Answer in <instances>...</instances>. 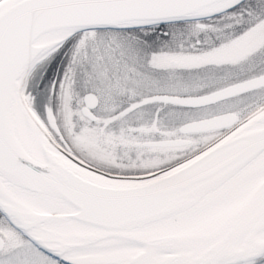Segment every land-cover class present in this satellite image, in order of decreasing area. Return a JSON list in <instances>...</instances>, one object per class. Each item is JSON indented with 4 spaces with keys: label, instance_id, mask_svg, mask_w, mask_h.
I'll return each mask as SVG.
<instances>
[{
    "label": "snow or ice",
    "instance_id": "snow-or-ice-1",
    "mask_svg": "<svg viewBox=\"0 0 264 264\" xmlns=\"http://www.w3.org/2000/svg\"><path fill=\"white\" fill-rule=\"evenodd\" d=\"M0 264H264V0H0Z\"/></svg>",
    "mask_w": 264,
    "mask_h": 264
}]
</instances>
